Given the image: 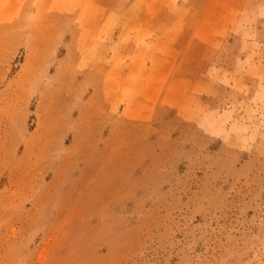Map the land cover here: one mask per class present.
Here are the masks:
<instances>
[{
    "label": "rangeland",
    "instance_id": "374dc122",
    "mask_svg": "<svg viewBox=\"0 0 264 264\" xmlns=\"http://www.w3.org/2000/svg\"><path fill=\"white\" fill-rule=\"evenodd\" d=\"M229 42L209 69L219 96L150 92L154 75L118 95L106 78L15 75L0 94V264H264V70L229 79ZM185 64L190 82L208 69Z\"/></svg>",
    "mask_w": 264,
    "mask_h": 264
},
{
    "label": "crops",
    "instance_id": "0c3cea01",
    "mask_svg": "<svg viewBox=\"0 0 264 264\" xmlns=\"http://www.w3.org/2000/svg\"><path fill=\"white\" fill-rule=\"evenodd\" d=\"M229 41L237 42L229 79L239 71L257 78L254 68L264 70V0H0V94L19 72L41 71L73 82L106 78V92L117 95L141 94L154 75L150 92L165 81L159 93L166 97L189 86L219 96L223 85L209 82V69H224L217 66ZM189 60L208 66L191 82L183 76Z\"/></svg>",
    "mask_w": 264,
    "mask_h": 264
}]
</instances>
